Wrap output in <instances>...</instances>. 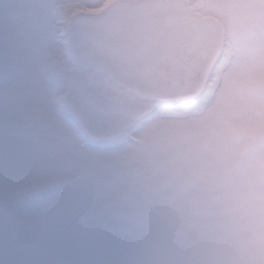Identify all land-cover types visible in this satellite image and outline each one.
<instances>
[{
  "label": "rangeland",
  "instance_id": "rangeland-1",
  "mask_svg": "<svg viewBox=\"0 0 264 264\" xmlns=\"http://www.w3.org/2000/svg\"><path fill=\"white\" fill-rule=\"evenodd\" d=\"M114 1L0 0V264H264V0L167 1L226 34L186 110L59 40Z\"/></svg>",
  "mask_w": 264,
  "mask_h": 264
},
{
  "label": "water",
  "instance_id": "water-1",
  "mask_svg": "<svg viewBox=\"0 0 264 264\" xmlns=\"http://www.w3.org/2000/svg\"><path fill=\"white\" fill-rule=\"evenodd\" d=\"M67 32L72 54L117 87L165 108L202 97L226 39L217 19L174 16L167 0H116L99 12L74 14Z\"/></svg>",
  "mask_w": 264,
  "mask_h": 264
},
{
  "label": "flooded vegetation",
  "instance_id": "flooded-vegetation-1",
  "mask_svg": "<svg viewBox=\"0 0 264 264\" xmlns=\"http://www.w3.org/2000/svg\"><path fill=\"white\" fill-rule=\"evenodd\" d=\"M179 1V0H178ZM179 3H182V5H184V6H187V3H183V2H181V1H179ZM172 11V10H171ZM172 13L174 14V15H176V16H179V17H189L188 15H185V16H180V14H178V13H176L175 11H172ZM191 18H193V16H190ZM58 31V30H57ZM58 33H60V36H59V40L61 41V42H63L62 44L64 45V46H67L68 47V49H69V42H68V38L66 39V36H65V32H64V35L62 34V32H61V30H60V28H59V32ZM71 54H72V52H71ZM73 55V57H77V59H81V60H84L85 62L87 61V62H89L96 70H98L99 71V69L98 68H96L93 64H92V62L91 61H89V60H87V59H84V58H82V57H79V56H75L74 54H72ZM101 72V71H100ZM102 73V72H101ZM103 74V73H102ZM104 76V75H103ZM105 77V76H104ZM106 79V78H105ZM106 80H108L110 83H111V85L116 89V90H121L123 93H125V94H130L131 96H133L135 99H138L135 95H133L131 92H129V91H126V90H124V89H122V88H120V87H117L112 81H110L109 79H106ZM139 100V99H138ZM111 131V130H110ZM110 131H108L107 133H110ZM111 132H113V131H111ZM107 133H105V135L107 134ZM105 135H103V137H102V140L103 141H106L105 140ZM113 136H114V133H113V135H112V138L110 139V141L113 139ZM100 139H101V137H100ZM99 139V140H100ZM110 141H108V142H110Z\"/></svg>",
  "mask_w": 264,
  "mask_h": 264
},
{
  "label": "trees",
  "instance_id": "trees-1",
  "mask_svg": "<svg viewBox=\"0 0 264 264\" xmlns=\"http://www.w3.org/2000/svg\"><path fill=\"white\" fill-rule=\"evenodd\" d=\"M197 102H199V101H197ZM197 102H196V103H197ZM191 105H193V104H191ZM191 105H190V106H191ZM190 106H189V107L182 106V107H180V108H177V109H183V110H186L187 108H190Z\"/></svg>",
  "mask_w": 264,
  "mask_h": 264
}]
</instances>
